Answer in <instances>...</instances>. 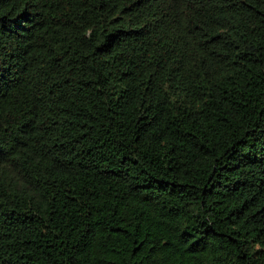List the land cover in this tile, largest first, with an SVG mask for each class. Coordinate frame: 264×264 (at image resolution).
Returning a JSON list of instances; mask_svg holds the SVG:
<instances>
[{
  "label": "trees",
  "instance_id": "1",
  "mask_svg": "<svg viewBox=\"0 0 264 264\" xmlns=\"http://www.w3.org/2000/svg\"><path fill=\"white\" fill-rule=\"evenodd\" d=\"M0 264H264V0H0Z\"/></svg>",
  "mask_w": 264,
  "mask_h": 264
}]
</instances>
